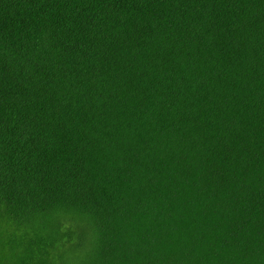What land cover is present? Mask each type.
Listing matches in <instances>:
<instances>
[{"label":"trees","instance_id":"obj_1","mask_svg":"<svg viewBox=\"0 0 264 264\" xmlns=\"http://www.w3.org/2000/svg\"><path fill=\"white\" fill-rule=\"evenodd\" d=\"M0 264H264V0H0Z\"/></svg>","mask_w":264,"mask_h":264}]
</instances>
